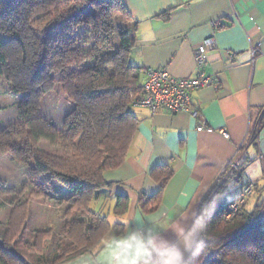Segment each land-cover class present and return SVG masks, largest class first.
Returning a JSON list of instances; mask_svg holds the SVG:
<instances>
[{
  "label": "trees",
  "instance_id": "1",
  "mask_svg": "<svg viewBox=\"0 0 264 264\" xmlns=\"http://www.w3.org/2000/svg\"><path fill=\"white\" fill-rule=\"evenodd\" d=\"M119 14L127 22L120 29L115 22ZM134 24L122 0H0V33L6 36L0 42V76L14 91L27 92L17 105L18 121L0 127V150L18 162L27 164L31 159V170L49 173L69 189L67 198L72 200L61 224L64 241L41 264H57L91 251L110 227L90 203L110 185L103 172L122 163L137 130L133 107L143 94L144 70L132 58ZM81 25L92 32L87 50L76 44ZM115 35L118 44L112 43ZM71 65L80 68L70 71ZM54 73L61 75L55 78ZM57 82L73 102L60 126L42 115L39 104L41 95ZM259 127L260 123L252 131V142ZM42 138L63 145L69 155L56 159L43 152L37 146ZM247 161H239L240 170L226 167L202 196L186 264H264V226L258 222L261 203L249 205L254 184L242 177ZM151 175L158 189L142 193L139 201L145 210L155 206L172 170L158 164ZM248 185L252 190L240 206L231 208ZM21 202L18 198V205L25 203ZM73 207L83 215L72 213ZM126 208L127 197L119 194L114 210L122 214ZM22 228L21 218L14 219L0 234V264H26L11 244ZM50 230L36 231L35 247L50 236Z\"/></svg>",
  "mask_w": 264,
  "mask_h": 264
},
{
  "label": "crops",
  "instance_id": "2",
  "mask_svg": "<svg viewBox=\"0 0 264 264\" xmlns=\"http://www.w3.org/2000/svg\"><path fill=\"white\" fill-rule=\"evenodd\" d=\"M122 1L135 21L132 58L143 67L142 80L148 68H164L177 78L193 76L196 45L208 36L215 39L202 70L217 85L191 93L193 106L213 130H197L184 110L153 112L134 105L138 125L127 154L119 166L103 172L110 185L98 191L94 207L90 203L110 227L91 251L57 264H129L133 259L157 264L163 249H178L180 264H186L199 202L230 159H248L242 177L255 185L249 199L252 205L261 203L258 222L264 226V0ZM158 164L168 165L172 175L155 206L145 210L139 200L143 192L158 189L151 175ZM119 194L127 197L122 214L114 210ZM141 245L149 255L137 257Z\"/></svg>",
  "mask_w": 264,
  "mask_h": 264
},
{
  "label": "rangeland",
  "instance_id": "3",
  "mask_svg": "<svg viewBox=\"0 0 264 264\" xmlns=\"http://www.w3.org/2000/svg\"><path fill=\"white\" fill-rule=\"evenodd\" d=\"M120 17L122 18L119 14V17L115 19L118 29L127 24ZM75 37L77 38L76 44L85 50L90 47L93 41L92 32L86 25L78 27ZM5 39L6 36L0 33V42ZM112 40L113 44L119 43L116 35ZM77 68L80 66L71 65L68 70ZM53 75L55 78H59L61 74L54 73ZM26 93V91H14L12 84L0 76V127L9 122L18 121L17 105ZM39 104L42 115L58 126L73 108V102L68 98L59 82L41 95ZM37 146L43 152L55 157L69 155L68 150L63 145L53 144L44 138L38 141ZM33 164L31 159L27 160V164L18 162L12 159L7 152L0 150V234L4 232L6 226L9 227L10 222L21 218L22 231L15 235L16 237L11 240V244L22 255L26 264H41L40 261H43L44 258L49 259L52 253L59 250V245L64 241L61 224L65 209L69 207L68 205L72 200L69 201L67 198L70 191L66 186L51 177L49 173H38L34 169L32 171ZM18 198L25 203L18 205ZM232 204L230 207L236 209L237 207H232ZM94 205L95 200L93 199L91 207ZM249 205L252 206L250 201ZM71 212L82 214V211L75 207L71 209ZM48 228L51 229L50 236L46 237L39 244V247H35L33 241L36 240V237L34 240L33 237L37 236L36 231Z\"/></svg>",
  "mask_w": 264,
  "mask_h": 264
},
{
  "label": "built area",
  "instance_id": "4",
  "mask_svg": "<svg viewBox=\"0 0 264 264\" xmlns=\"http://www.w3.org/2000/svg\"><path fill=\"white\" fill-rule=\"evenodd\" d=\"M216 46L217 43L212 36L204 38L196 45L194 49L196 73L191 77L177 78L170 75L164 68L146 69L142 82L143 94L141 97L135 99L134 104L148 107L153 112L161 108H165L171 112L187 111L195 119L197 130L212 131L213 128L207 123L200 109L193 106L191 93L193 90L205 85L216 87L217 83L214 76L208 75L202 70L206 50ZM254 50L253 48L252 51L254 52ZM226 55L231 57L232 53L227 51ZM220 131L223 135L227 136L225 130L220 129ZM239 161V159H230L226 167L240 170L241 168L238 166ZM250 191L251 186H245L241 197L232 204V207H238L244 196Z\"/></svg>",
  "mask_w": 264,
  "mask_h": 264
},
{
  "label": "clouds",
  "instance_id": "5",
  "mask_svg": "<svg viewBox=\"0 0 264 264\" xmlns=\"http://www.w3.org/2000/svg\"><path fill=\"white\" fill-rule=\"evenodd\" d=\"M149 250L145 249L142 245L137 249V257H143L149 255ZM157 255L162 257L157 264H180L178 257L180 252L178 249H163L158 251ZM129 264H137L136 260L129 261Z\"/></svg>",
  "mask_w": 264,
  "mask_h": 264
}]
</instances>
